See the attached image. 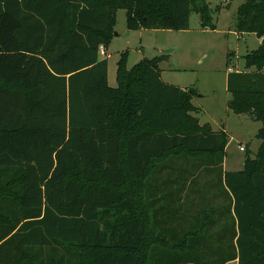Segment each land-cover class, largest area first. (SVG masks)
I'll return each mask as SVG.
<instances>
[{"label":"trees","instance_id":"1","mask_svg":"<svg viewBox=\"0 0 264 264\" xmlns=\"http://www.w3.org/2000/svg\"><path fill=\"white\" fill-rule=\"evenodd\" d=\"M121 9L129 30H188L193 12L216 29L207 0H0V264H264V126L224 172L228 133L162 78L167 55L122 52L111 87L100 48ZM236 30L262 42L228 72L227 108L264 122V0ZM175 156L216 171L215 193L184 202Z\"/></svg>","mask_w":264,"mask_h":264},{"label":"rangeland","instance_id":"2","mask_svg":"<svg viewBox=\"0 0 264 264\" xmlns=\"http://www.w3.org/2000/svg\"><path fill=\"white\" fill-rule=\"evenodd\" d=\"M244 1L207 0L216 24L215 30L207 31H203L201 17L196 12L191 14L187 31L129 30L126 10L121 9L117 12V34L109 46L110 54L104 46L100 48L101 58L108 59V81L111 87H117V63L122 52H129L128 68L144 57L167 55L168 59L161 63L162 78L180 87L198 88L199 96L193 102L200 112L194 115L199 117L201 125L209 123L213 130L225 129L228 133L229 141L222 168L224 172L241 171L247 156L255 157L262 143L257 135L264 126L263 121L247 114H236L227 108L231 98L227 91V73L244 70V56L260 45L256 34L240 35L236 30L238 8ZM242 146L244 150L240 149ZM170 158L172 164L178 167L183 165L191 172L185 185H180L181 179L180 186L167 181L169 187L175 184L179 189L184 188L181 193L184 202L188 198L199 200L203 193L207 196L215 193L213 184L217 181L216 171L193 167V157H188V160L179 156ZM166 174H157L155 183L162 184ZM176 186L172 188L175 190ZM179 189L176 192L180 194ZM138 192L141 193V190ZM219 202L218 199L214 204Z\"/></svg>","mask_w":264,"mask_h":264},{"label":"crops","instance_id":"3","mask_svg":"<svg viewBox=\"0 0 264 264\" xmlns=\"http://www.w3.org/2000/svg\"><path fill=\"white\" fill-rule=\"evenodd\" d=\"M203 29V28H202ZM208 29H203V31H207ZM184 31H187V30H184ZM259 41H260V44H261V42H262V39H260L259 38ZM260 46V45H259ZM104 49H105V51L106 52H108L109 53V47H104ZM110 54V53H109ZM110 57V56H109ZM108 57V58H109ZM161 70L163 71V69L161 68ZM162 74V73H161ZM228 74V73H227ZM167 82V81H166ZM182 88H186V87H182ZM226 151H227V147H226ZM235 262H237V264H238V260H235V261H231V262H229V263H227V264H231V263H235Z\"/></svg>","mask_w":264,"mask_h":264},{"label":"built area","instance_id":"4","mask_svg":"<svg viewBox=\"0 0 264 264\" xmlns=\"http://www.w3.org/2000/svg\"><path fill=\"white\" fill-rule=\"evenodd\" d=\"M240 149H241V150H244V147L242 146Z\"/></svg>","mask_w":264,"mask_h":264},{"label":"water","instance_id":"5","mask_svg":"<svg viewBox=\"0 0 264 264\" xmlns=\"http://www.w3.org/2000/svg\"><path fill=\"white\" fill-rule=\"evenodd\" d=\"M117 33L115 32V35H116ZM229 157H232V155L231 156H229Z\"/></svg>","mask_w":264,"mask_h":264}]
</instances>
